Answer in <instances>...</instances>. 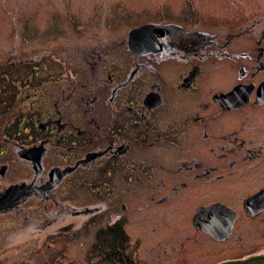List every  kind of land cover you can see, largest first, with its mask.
I'll return each mask as SVG.
<instances>
[{
  "label": "flooded vegetation",
  "instance_id": "flooded-vegetation-1",
  "mask_svg": "<svg viewBox=\"0 0 264 264\" xmlns=\"http://www.w3.org/2000/svg\"><path fill=\"white\" fill-rule=\"evenodd\" d=\"M227 1L195 33L162 23L134 51L132 29L0 71V175L18 145L31 170L0 198L34 190L0 216L99 215L112 264H264V11Z\"/></svg>",
  "mask_w": 264,
  "mask_h": 264
},
{
  "label": "rangeland",
  "instance_id": "rangeland-1",
  "mask_svg": "<svg viewBox=\"0 0 264 264\" xmlns=\"http://www.w3.org/2000/svg\"><path fill=\"white\" fill-rule=\"evenodd\" d=\"M246 1L264 11V0ZM230 4L227 0H0V71L12 67L15 77H24L23 70L36 68L42 57L56 53L68 58L105 42L114 46L134 27L147 23L188 26L195 33L203 16H232ZM10 59L13 63L7 65ZM26 60L28 65L16 63ZM18 149L19 145L13 148L12 166L5 177L0 175V189L31 177ZM49 213L26 216V210H18L0 216V264H112L103 260L99 249L101 216L74 218L55 213V223L54 214Z\"/></svg>",
  "mask_w": 264,
  "mask_h": 264
},
{
  "label": "water",
  "instance_id": "water-1",
  "mask_svg": "<svg viewBox=\"0 0 264 264\" xmlns=\"http://www.w3.org/2000/svg\"><path fill=\"white\" fill-rule=\"evenodd\" d=\"M162 29L163 27L158 24H146L133 29L129 35L130 47L132 51H134L139 45L151 44L150 42L152 40V37H154L157 33H160L159 31ZM33 151L34 149L27 153H32ZM27 153L25 151H22L20 153V156L26 157ZM33 157L35 165L39 166V156L35 155ZM33 192L34 190L31 188V186H27L26 184L15 185L11 187L2 198H0V208L2 210H14L18 208L23 202H25L33 194ZM209 230L212 231L211 229ZM247 263L248 261H233L225 264Z\"/></svg>",
  "mask_w": 264,
  "mask_h": 264
}]
</instances>
